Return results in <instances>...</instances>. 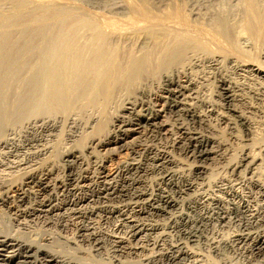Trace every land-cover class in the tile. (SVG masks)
Here are the masks:
<instances>
[{"label": "bare ground", "instance_id": "1", "mask_svg": "<svg viewBox=\"0 0 264 264\" xmlns=\"http://www.w3.org/2000/svg\"><path fill=\"white\" fill-rule=\"evenodd\" d=\"M77 2L0 0V9L15 15L6 26L20 32L19 36L10 31L0 34L1 147L15 146L18 127L34 132L30 141L36 147L42 135H52L64 125L72 131L67 132L69 147L60 153L67 164L82 151L80 138H85L86 147L96 142L99 147L119 146L121 135L139 124V108L152 115L151 121L157 119L146 101L162 82L161 90L170 95L167 111L182 114L193 125L191 132L183 126L178 132L188 140L194 161L205 162L212 141L203 129L199 131L203 121L197 118L195 106L181 100L179 78L206 62L215 70L217 92L227 111L248 135L247 121L229 102L239 86L228 79L224 66L235 63L241 70L264 75V0ZM30 5L35 7L32 14H25ZM191 99L207 107L205 117L217 113L197 93ZM219 122L226 119L219 116ZM87 129L91 132L85 136ZM135 153L143 161L121 169L116 184L102 188L101 169L91 178L86 190L97 206L73 209L58 223V232L40 236L25 230L32 226L33 215L55 209V201L81 205L89 193L82 189L80 196L71 189L68 171L55 182L57 193H53L44 164L32 168L31 161L22 158L8 162L0 158V206L8 207L10 193L23 201L30 188H35L37 199L35 206L9 209L22 232L0 223V264H264V189L259 181H254L263 189L258 201L230 182L211 192L200 191L194 180L199 166L190 168V174H180L168 152L149 145ZM254 161L243 148L229 172L237 176L243 169L251 170ZM9 168L22 170L19 181L5 173ZM150 174L158 177L152 185L147 180ZM100 213H105L104 220L114 221L110 230L97 229L93 217ZM68 225L76 230L72 236L62 233ZM85 242L89 249L82 247ZM204 245L211 255L202 252Z\"/></svg>", "mask_w": 264, "mask_h": 264}, {"label": "rangeland", "instance_id": "2", "mask_svg": "<svg viewBox=\"0 0 264 264\" xmlns=\"http://www.w3.org/2000/svg\"><path fill=\"white\" fill-rule=\"evenodd\" d=\"M74 1L77 2V0ZM81 1L82 0H79V2ZM30 6L31 7H28L29 10L25 11V14H32L31 10L35 7L33 5ZM8 12V10L0 9V20H2V22H0V34H3L4 31L5 34L10 31L14 32V35L17 34L16 36H19L20 32L18 28H8L6 26L7 24H10V21L13 20L12 18L15 17L14 14L12 15L13 12ZM210 63L211 62L198 63L196 66L190 67L189 70L187 69L185 75L182 74V78H179L180 84L183 86L181 100L189 106H195L197 118L203 121L202 128L200 127L199 131L203 129L201 132H204L203 134L212 141L210 146L211 154L205 162L194 161L192 153L189 152L188 149V140L183 137V134L180 135L178 132V129L182 126L186 128L185 132H191L193 125H191L190 122L188 125V122L184 120L182 114L179 113L178 116V114H171L167 111L170 95L168 92L161 90L160 85L162 82L158 85V88H153V92H151V95L146 101L147 106L153 107L157 119L151 121L150 116L152 115L147 116L145 112L139 108L137 110V117L140 119L138 122L139 124L133 126V128L131 127L126 134L121 135V143L119 146L116 144H110L99 147L96 142L95 144L86 143L89 145L86 147L85 138H78L79 140L76 138L78 140L77 143L82 145L80 146L82 147L80 148L82 151L77 152V158L74 159L73 162L67 164L61 160L60 153H62L65 148L67 149L69 147V144L66 143V139L68 138L67 136H69L68 134L72 132H70V127H67V125H64L63 127L61 126L62 128L59 127L58 130L52 132L56 135L55 137L52 133V135H48V133L45 136L42 135L43 139L41 142H38L36 147L33 143L34 141H30L34 132L30 131L26 133L22 128L21 130L20 127H18L17 131L19 133L16 132L15 146L10 149L0 146V158L3 162H8L9 159L15 161L22 158L31 161L28 163L30 167H37L44 164L42 166L47 173L45 180L48 184L49 190L53 193H57V189L54 187L56 184L55 182L58 179H62L65 176L66 171H68L72 175V180L70 182L71 189L77 195L82 196L84 195L82 189L86 190L92 185L93 181L91 178H94V176L98 174L99 169L103 171L99 178L102 188L111 184H116L117 181H120L118 172H120L121 169H124L131 162L143 161V156L136 154L135 151H143L145 147L152 145L159 151L168 152V154H170L175 161L174 168L180 174H186L187 172L190 174V168L199 166V175L195 177L194 180L200 191L211 192L225 182H230L237 185V187L241 186L242 189H246V191L252 195V199L258 201L260 190L264 189V75L251 69L241 70L238 65H235V63L230 66H224L225 75L228 79H231L239 86V88L231 94L229 101L231 104H229L247 121L248 135H245L244 129L239 124V120L230 115L227 111L226 101L218 95L217 82L213 78L215 76V70L213 67H210L212 65ZM193 92L208 100L212 104L211 108H214L217 112L215 113L217 116L214 114L211 117H205L204 114L207 107L200 103V101H197L198 103L193 102L191 99V94ZM219 116L224 117L226 122H219ZM203 125L205 126L203 127ZM90 132L91 131L87 129L84 133L85 136H88ZM78 133L79 132L76 134ZM48 137H51V139ZM33 145L34 147H32ZM243 148L250 153L251 158L254 159V162H257V164L254 165L251 170L243 169L240 171L239 175H232L229 172L230 166L241 159ZM12 155L13 157H11ZM1 159L0 161H2ZM30 163L32 165H30ZM104 164L105 168L102 169L101 165ZM13 169L14 168H9L5 173L14 177L16 181H19L22 170L19 168ZM157 178V175L150 174L148 175L147 180L152 185ZM255 180L260 182L263 189L254 185ZM30 190V194L23 195L25 198L23 201L20 200L21 197L19 199L16 193L9 194L8 207L0 206V223L9 224L13 229H19L18 231L20 232L21 230L22 232L23 229L20 228L21 225H18L16 221L17 217L14 215V211L11 210L12 208L15 209L18 205V207L35 206L37 200L33 194L35 188H30L29 191ZM86 192L89 193L87 194L88 198L81 202V205H64L59 201H55L53 203V205L56 206L55 209L50 212H38L33 215L34 217H31L33 221L29 222V225H32L33 227L28 226L30 229L27 227L25 230L30 232L33 230L32 233L34 232L35 234H33L38 236H40V234L47 235L51 232H58V223L73 209L81 208L82 210H86L98 205L94 200V197L90 195V191L86 190ZM257 196L258 198H256ZM53 205H51L49 209L47 207H45V209L50 210ZM57 205H60V207L57 208ZM10 208L11 210H9ZM104 214L105 213H100V215L94 216L93 222L97 226V229L108 231L113 227L114 221L104 220ZM3 218L4 221H2ZM45 219L50 221L49 224L44 221ZM212 224H215L216 227L218 226V223L215 220L212 221ZM233 228H237L236 225H233ZM75 232L76 230L74 226L68 225L62 233L72 236ZM83 244L82 247L84 246L86 249L91 247L89 242ZM59 247L62 248L63 246H57V248ZM206 251L208 255L209 253L210 255L212 254L210 248L204 245L202 252L205 253ZM100 257L102 256H95V259L106 261L105 258Z\"/></svg>", "mask_w": 264, "mask_h": 264}]
</instances>
